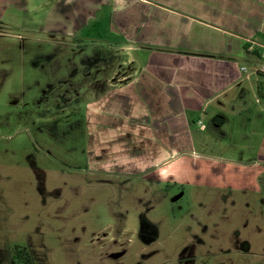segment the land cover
<instances>
[{
  "label": "rangeland",
  "instance_id": "1",
  "mask_svg": "<svg viewBox=\"0 0 264 264\" xmlns=\"http://www.w3.org/2000/svg\"><path fill=\"white\" fill-rule=\"evenodd\" d=\"M17 1L0 0V264H22L15 246L32 264H264L260 192L211 186L197 172L156 182L90 168L106 146L87 105L109 88L104 75L132 72L120 66L129 55L102 22L69 35L19 29ZM188 149L202 165L239 157L211 142ZM133 150L124 143L111 156L123 165Z\"/></svg>",
  "mask_w": 264,
  "mask_h": 264
},
{
  "label": "crops",
  "instance_id": "2",
  "mask_svg": "<svg viewBox=\"0 0 264 264\" xmlns=\"http://www.w3.org/2000/svg\"><path fill=\"white\" fill-rule=\"evenodd\" d=\"M17 2L13 6L25 11L19 29L69 35L102 22L106 37L129 55L120 66L132 72L104 75L109 88L87 105L88 123L96 128L90 133L98 132L106 146L90 168L129 170L156 182H183L197 172L209 175L211 186L264 195V72L255 70L264 64V0ZM250 40L254 51L246 48ZM205 119L212 135L204 133ZM209 142L239 157L202 165L201 154L188 147ZM124 143L135 150L121 156L129 158L122 165L111 155Z\"/></svg>",
  "mask_w": 264,
  "mask_h": 264
},
{
  "label": "trees",
  "instance_id": "3",
  "mask_svg": "<svg viewBox=\"0 0 264 264\" xmlns=\"http://www.w3.org/2000/svg\"><path fill=\"white\" fill-rule=\"evenodd\" d=\"M97 23L98 22H94L92 25L96 27ZM14 249H15V256L22 261V264H32V260L30 258V255L28 254L26 247L15 246Z\"/></svg>",
  "mask_w": 264,
  "mask_h": 264
},
{
  "label": "built area",
  "instance_id": "4",
  "mask_svg": "<svg viewBox=\"0 0 264 264\" xmlns=\"http://www.w3.org/2000/svg\"><path fill=\"white\" fill-rule=\"evenodd\" d=\"M256 45H257V44H256L254 41L250 40V41L247 42V46H246V48H247V50H249V51H254L255 48H256ZM262 47L264 48V45H262ZM255 70H256V71H262V72H264V64H260L259 66H257V67L255 68Z\"/></svg>",
  "mask_w": 264,
  "mask_h": 264
},
{
  "label": "flooded vegetation",
  "instance_id": "5",
  "mask_svg": "<svg viewBox=\"0 0 264 264\" xmlns=\"http://www.w3.org/2000/svg\"><path fill=\"white\" fill-rule=\"evenodd\" d=\"M143 235H144V232H143V230L141 231V234H140V236H142L143 237Z\"/></svg>",
  "mask_w": 264,
  "mask_h": 264
}]
</instances>
